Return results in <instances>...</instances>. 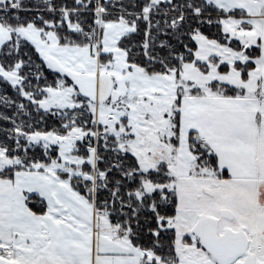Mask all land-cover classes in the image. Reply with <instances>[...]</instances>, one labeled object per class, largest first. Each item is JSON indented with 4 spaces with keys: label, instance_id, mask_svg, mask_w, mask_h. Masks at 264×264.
I'll list each match as a JSON object with an SVG mask.
<instances>
[{
    "label": "snow or ice",
    "instance_id": "snow-or-ice-1",
    "mask_svg": "<svg viewBox=\"0 0 264 264\" xmlns=\"http://www.w3.org/2000/svg\"><path fill=\"white\" fill-rule=\"evenodd\" d=\"M0 264H264V0H0Z\"/></svg>",
    "mask_w": 264,
    "mask_h": 264
}]
</instances>
